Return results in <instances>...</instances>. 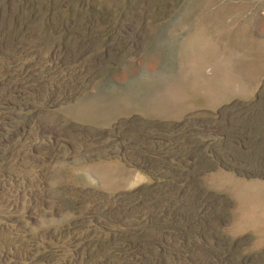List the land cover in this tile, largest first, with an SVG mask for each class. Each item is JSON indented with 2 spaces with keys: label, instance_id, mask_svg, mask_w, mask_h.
I'll list each match as a JSON object with an SVG mask.
<instances>
[{
  "label": "rangeland",
  "instance_id": "374dc122",
  "mask_svg": "<svg viewBox=\"0 0 264 264\" xmlns=\"http://www.w3.org/2000/svg\"><path fill=\"white\" fill-rule=\"evenodd\" d=\"M159 259L264 264V0H0V264Z\"/></svg>",
  "mask_w": 264,
  "mask_h": 264
},
{
  "label": "water",
  "instance_id": "95a60500",
  "mask_svg": "<svg viewBox=\"0 0 264 264\" xmlns=\"http://www.w3.org/2000/svg\"><path fill=\"white\" fill-rule=\"evenodd\" d=\"M127 86H130V85L127 84L125 86V88H127ZM115 94H117V93H115ZM96 96H97V93L91 94L90 91H86V93L82 97H80L79 104L82 105L83 103L90 101L91 99H93Z\"/></svg>",
  "mask_w": 264,
  "mask_h": 264
},
{
  "label": "trees",
  "instance_id": "16d2710c",
  "mask_svg": "<svg viewBox=\"0 0 264 264\" xmlns=\"http://www.w3.org/2000/svg\"><path fill=\"white\" fill-rule=\"evenodd\" d=\"M189 249H190V248H186V246H185V247L182 246V247L178 248L177 250L173 248L172 251H173L174 254L177 256V254H179L178 250L181 251V252L184 251V252H189V253H190L191 250L189 251ZM175 250H176V251H175ZM189 253H188V254H189ZM189 256H192V254L190 253ZM150 260H152V258H151ZM152 261H153V260H152ZM151 263H152V262H151ZM162 263H163V262H162L161 259H159V261H155V264H162ZM152 264H153V263H152Z\"/></svg>",
  "mask_w": 264,
  "mask_h": 264
}]
</instances>
